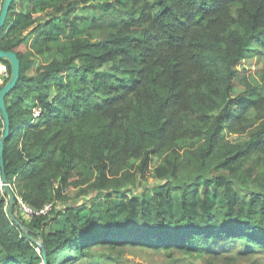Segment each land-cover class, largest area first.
<instances>
[{"label": "trees", "instance_id": "16d2710c", "mask_svg": "<svg viewBox=\"0 0 264 264\" xmlns=\"http://www.w3.org/2000/svg\"><path fill=\"white\" fill-rule=\"evenodd\" d=\"M0 50L20 62L3 162L34 240L0 173V264H43L37 239L46 264L125 247L215 257L226 240L264 251V0H12ZM150 171V195H128ZM70 189L104 199L59 207ZM17 198L49 208L25 219Z\"/></svg>", "mask_w": 264, "mask_h": 264}, {"label": "rangeland", "instance_id": "374dc122", "mask_svg": "<svg viewBox=\"0 0 264 264\" xmlns=\"http://www.w3.org/2000/svg\"><path fill=\"white\" fill-rule=\"evenodd\" d=\"M77 15L83 16L87 19L93 17V9L89 7L79 8L76 12ZM29 31L26 32V34ZM255 59H250L246 62H242L241 68L247 69L250 76V80L255 83H263L262 80V66ZM41 65L40 59H35V63L32 69L29 70V74H34L35 70ZM2 70H0V85L3 80L7 77V72L4 70V65L0 64ZM108 67V66H105ZM241 88H235V91H240ZM233 137V136H232ZM234 139V138H233ZM154 166V165H152ZM85 177L93 179L95 174L88 169L83 170ZM157 186V180L152 176L150 171L146 178L140 180L133 188L131 192H127L129 195L141 197L142 195H150L152 189ZM68 200L63 203H59L58 206L63 208L66 207H85L89 209L90 206L101 200L104 197H96V192L89 190L88 193H79L78 189H70L67 192ZM123 198L122 195H112L108 201L119 202ZM17 213L23 217L22 213L17 210ZM59 225L54 224L53 228H58ZM40 243V240L37 239ZM210 251L215 253V257L209 255L198 256H187L173 251V258L168 259L164 251H156L150 248L144 247H125L123 249H117L110 251L109 249L103 248L95 252V260L97 264H264V251L258 250L253 245H247L243 242L226 240L222 243L214 242L210 246ZM242 253L243 256H236L232 262L222 260L224 257H232Z\"/></svg>", "mask_w": 264, "mask_h": 264}, {"label": "water", "instance_id": "95a60500", "mask_svg": "<svg viewBox=\"0 0 264 264\" xmlns=\"http://www.w3.org/2000/svg\"><path fill=\"white\" fill-rule=\"evenodd\" d=\"M12 0H3L1 10H0V29L4 26V23L6 21V17L9 11V7ZM0 59L7 60L11 67V75L8 80V82L1 87L0 89V114L3 121V135L0 140V173H1V184L3 187V190L5 194L7 195L8 204L6 207V213L10 220L17 225L21 231L27 236L28 235V229L22 225L18 219L16 218L15 214L13 213V206L15 203V197L7 183L5 171H4V162H3V145L4 141L8 136L9 133V115L6 109V102L5 98L6 96L14 89L16 86V83L19 80L20 76V62L18 60L17 55L12 51H3L0 50ZM30 238V237H29ZM32 241H34L32 238H30ZM39 246L43 258V264H46V255L44 246L42 243L36 242Z\"/></svg>", "mask_w": 264, "mask_h": 264}, {"label": "built area", "instance_id": "2783aa9c", "mask_svg": "<svg viewBox=\"0 0 264 264\" xmlns=\"http://www.w3.org/2000/svg\"><path fill=\"white\" fill-rule=\"evenodd\" d=\"M0 70H2V67L0 66ZM4 70H6V68L4 67ZM35 116L38 114V111L35 109L34 110ZM17 203H18V209L19 211L22 213L23 217L25 219H30L32 218L34 215H41L46 213V211L48 210L49 207L44 208L41 211H35L32 208L28 207L21 198H17Z\"/></svg>", "mask_w": 264, "mask_h": 264}]
</instances>
